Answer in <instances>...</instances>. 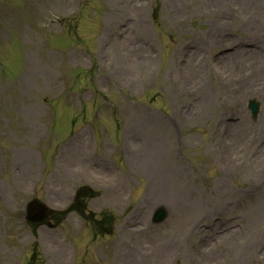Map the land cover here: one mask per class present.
<instances>
[{
	"label": "rangeland",
	"instance_id": "1",
	"mask_svg": "<svg viewBox=\"0 0 264 264\" xmlns=\"http://www.w3.org/2000/svg\"><path fill=\"white\" fill-rule=\"evenodd\" d=\"M155 1L142 0L140 21L126 0H0V264H264V0H157L158 23ZM242 39L263 49L238 48ZM188 49L204 60L198 86L181 64ZM72 89L77 106L64 95ZM252 97L262 101L257 120ZM54 112L60 139L91 123V163L82 158L68 180L75 147L58 166L33 158L59 151L44 135ZM241 122L252 126L246 135L234 128ZM99 147L116 164L94 158ZM81 185L98 192L84 200L92 221L72 213L57 230L28 223L32 198L61 210ZM162 204L170 218L154 225Z\"/></svg>",
	"mask_w": 264,
	"mask_h": 264
},
{
	"label": "bare ground",
	"instance_id": "2",
	"mask_svg": "<svg viewBox=\"0 0 264 264\" xmlns=\"http://www.w3.org/2000/svg\"><path fill=\"white\" fill-rule=\"evenodd\" d=\"M126 1H130L134 6H136V11H137V15L139 16V19L140 21H142V16L141 15L144 11V9L142 8V0H126ZM202 2L204 3H209V0H202ZM177 3V2H176ZM132 43V42H131ZM131 43L128 44L127 46H125L124 48H129V51L131 50H135V48L133 46H131ZM125 53L127 54H131L130 52H128L127 50H125ZM256 51H253L252 52V55L255 54ZM137 54V53H136ZM134 53V55H136ZM144 55H146V57H148V53L145 52ZM115 56V55H114ZM137 57V56H136ZM144 58H146L145 56H143ZM116 58L117 57H114L115 61H116ZM230 60H235L233 57L230 59ZM204 60H203V57L201 54H198V53H193L192 56L190 57L189 61H188V64L186 67H188V70L191 71V72H188V74L194 79L193 83L195 85L198 86V81L199 79H201L202 75H203V67H204V64H203ZM250 64V65H249ZM249 66H251L253 64V62H249ZM228 78L225 77L224 80H227ZM250 79L252 82H253V90L257 89V88H260V84L257 82L256 78L255 77H251V78H248ZM251 88V87H250ZM200 89L203 90L205 92V96L207 97V99H209V95H210V90L208 89V86L207 84L205 83L204 85V80L201 82V85H200ZM240 127V128H239ZM234 128H239L238 131H239V134L241 135V133H243L244 135L247 134V131H251V124H247L246 122L244 123H238L237 125H235ZM237 129H236V132H237ZM244 135H243V138H244ZM238 137V136H237ZM235 137L236 139H240V136L237 138ZM234 139V138H233ZM158 141H160V138L157 139ZM147 142H150V141H153V139L151 137H147L146 139ZM156 142V141H155ZM160 147L161 145L163 144L162 142H158ZM157 146V144H156ZM155 149H150L148 155L144 161L146 163V166L149 168L148 165L149 162H150V157L152 156L153 152H154Z\"/></svg>",
	"mask_w": 264,
	"mask_h": 264
}]
</instances>
